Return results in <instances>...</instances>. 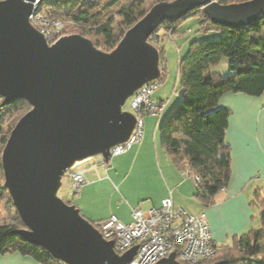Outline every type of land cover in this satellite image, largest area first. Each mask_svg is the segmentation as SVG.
<instances>
[{
    "label": "water",
    "instance_id": "obj_1",
    "mask_svg": "<svg viewBox=\"0 0 264 264\" xmlns=\"http://www.w3.org/2000/svg\"><path fill=\"white\" fill-rule=\"evenodd\" d=\"M201 10L213 24L241 29L264 19V0L220 5L216 0H173L155 4L126 31L110 52L81 35L47 46L31 29L32 4L0 0L1 106L25 101L27 111L11 130L1 153L3 187L24 226L27 243L44 248L63 264H128L137 246L113 251L78 209L57 197L72 165L127 141L135 118L125 101L160 76L159 54L148 38L163 22ZM157 264H179L175 255Z\"/></svg>",
    "mask_w": 264,
    "mask_h": 264
},
{
    "label": "trees",
    "instance_id": "obj_2",
    "mask_svg": "<svg viewBox=\"0 0 264 264\" xmlns=\"http://www.w3.org/2000/svg\"><path fill=\"white\" fill-rule=\"evenodd\" d=\"M216 1L220 5H228L249 0ZM123 2L127 4L118 11L123 28L117 32L112 28V19L105 18H111L107 17L109 12ZM159 2L163 1L158 0L148 10L142 11L141 0H42L41 12L54 19L73 22L78 27V34L93 39L96 48L110 52L126 31ZM190 16L199 19L200 32L219 33L220 39L191 41L186 54L178 60L177 75L182 98L161 122L159 137L161 147L178 171L188 170L199 178L194 200L208 207L213 204L214 196L226 187L230 176V147L224 140L230 110L219 107L218 100L226 93L250 97H260L264 93V38L261 35L264 19L246 28L230 29L213 24L201 10ZM186 19L163 22L153 34L158 30L164 33L171 30L176 34ZM161 38L154 46L159 54V62H164V50L159 45ZM223 58L228 59L230 72L225 77L213 71ZM21 108H25L26 112L30 110V106L22 100L8 106L0 104V143L3 148L19 120L12 116ZM5 117L12 118L6 133L3 131ZM0 179L4 180L1 160ZM2 197L6 198L16 220L24 228L8 192L0 185V199ZM250 206L260 209L258 217L263 231L248 229L232 239L229 246L218 248L211 259L200 264H264V198L256 193ZM251 219L254 220V217ZM16 230L19 229L0 226V256L18 252L40 264H61L44 248L24 241L15 233Z\"/></svg>",
    "mask_w": 264,
    "mask_h": 264
},
{
    "label": "crops",
    "instance_id": "obj_3",
    "mask_svg": "<svg viewBox=\"0 0 264 264\" xmlns=\"http://www.w3.org/2000/svg\"><path fill=\"white\" fill-rule=\"evenodd\" d=\"M191 18L197 17L190 16L184 20V23ZM174 36L178 39L182 38L180 42H183V46L184 42H187V45L189 44L187 39H185V34L179 32V28ZM163 40L164 42L166 41L165 39ZM163 40L160 41L159 45L164 50ZM169 40L171 41L172 39ZM163 63L165 65L164 73L167 75V59L164 58ZM164 99L162 97L156 98V102L166 103ZM217 104L219 107H226L230 110L224 139L225 143L230 147V176L226 187L214 196L212 205L203 207L194 200L195 184L190 179L181 177L180 172L172 164L168 156L172 169L166 163L159 164L157 162L154 165H149V168L140 164L139 177L137 179L142 188H144L143 185L146 181L157 183V186L153 189L147 188L149 190H146V197H148L146 199L149 202L144 203L142 206H146V209L150 207L159 208L168 197L170 191L175 207L184 209L189 215L198 216L203 214L205 216L210 228L211 239L220 248L229 246L232 239L240 236L248 229L258 231L257 228L261 227L258 217L261 211L258 209V214L256 215L257 209L251 207L250 203L256 193L260 195V198H264V93L260 97L226 93L219 98ZM146 147L147 145L143 148L141 147L140 150L136 149L133 154L125 157V161H131L135 156L140 157V152L148 151ZM127 173H124L126 178L130 176L129 169ZM90 174L92 173L86 174L87 183L80 191L87 187L85 190H90L92 197L87 195L84 202L79 204L78 211L90 223L96 224L111 216H115L123 223V218L113 214L111 210L105 211L104 205L99 204L97 201L98 194L102 193V191L109 190L113 196H115V192L107 185L104 178L101 176L100 179L94 176L88 177ZM136 209L141 208L138 207ZM252 217H254V220L251 219ZM0 264L40 263L18 252H9L0 256Z\"/></svg>",
    "mask_w": 264,
    "mask_h": 264
},
{
    "label": "built area",
    "instance_id": "obj_4",
    "mask_svg": "<svg viewBox=\"0 0 264 264\" xmlns=\"http://www.w3.org/2000/svg\"><path fill=\"white\" fill-rule=\"evenodd\" d=\"M25 1L32 4L28 23L31 29L43 37L47 46H52L62 37L72 34L68 32L69 28L78 29L69 20L43 15L42 0ZM166 33L169 39H173L171 30ZM160 37V33H152L147 41L154 45ZM159 71L160 76L165 71L163 62H159ZM158 80L159 78L142 85L123 104L121 111L131 114L135 118V124L126 142L109 149V160L126 153L133 145L142 141L145 114L158 117L162 115L166 103L151 100L152 93L159 86ZM107 165L108 162L102 155H97L72 166L65 176L69 178L74 193H78L87 183V173L93 172L95 177L100 179L98 168L107 170ZM180 174L183 179H190L195 185L200 181L188 170ZM130 215L129 224H123L115 216H111L95 225L102 238L113 243V251L117 256L124 255L134 246L138 247L134 258L128 264H157L171 254L175 255V260L179 264H200L211 259L218 249L211 239L205 216L189 215L184 209L175 208L170 191L159 208L131 209Z\"/></svg>",
    "mask_w": 264,
    "mask_h": 264
},
{
    "label": "rangeland",
    "instance_id": "obj_5",
    "mask_svg": "<svg viewBox=\"0 0 264 264\" xmlns=\"http://www.w3.org/2000/svg\"><path fill=\"white\" fill-rule=\"evenodd\" d=\"M157 1L158 0H141V10H148L149 6L153 3H156ZM162 1L171 2L173 0ZM126 4L127 3L123 2L118 7L113 8L107 16H111V18H105V20L112 19V28L117 32L123 28V20L118 15V11L123 8ZM68 32L72 33L70 35H80L78 34L79 31L75 28H69ZM179 32L185 34V39H187L189 43L191 41H216L220 39L219 33L208 32L204 34L203 32H200L198 28L197 18H191L185 23L183 21L181 23V26L179 27ZM158 33H160L162 40H166L165 42L164 40L162 41V45L164 47L165 59H167L168 71L167 75L164 73V75L160 77L161 83L152 93L151 100L156 101V98L159 97L165 98L164 101H166V108L164 110V113L160 117L145 114L143 116L144 128L142 142L133 145L127 151L128 154L112 157L108 161L107 170L101 167L98 168L99 175L104 178V181H106L107 185L112 188V191L115 192V196L110 194L109 190H105L102 191V193L98 194L97 201L99 204L104 205L105 211L111 210L113 214L123 218V224H129L131 209H136L140 207L142 210H144L147 208L146 206H142L144 203L149 202V200L146 199L148 198L146 197V190L148 191L149 189L147 188L149 187L153 189L155 186H157L156 182L152 183V181H146L143 185L144 188H142L139 180L137 179L139 177L138 171L140 168V164L149 168V165H154L157 162L159 164L166 163L172 169L171 163L167 158V154L161 148L160 145L159 127L163 119L171 112V110L180 102L182 98L181 90L179 88L178 83L177 64L178 60L183 58V56L186 54L188 50V45L187 42H184L183 46V42H180L182 38L178 39L177 37H175L176 35L170 41L168 34L164 33L163 30H158ZM261 35L264 38V30L262 31ZM87 39L90 38L87 37ZM90 41L93 42V39H90ZM149 44L155 47L153 44ZM97 49L102 51L101 48ZM214 71L219 73L223 77H225L226 75L229 76L230 72L228 69V59L223 58L221 62L214 67ZM1 103L2 100L0 99V104ZM25 113L26 109L21 108L15 115L12 116V118L20 119ZM12 118H4V133L8 131L9 123ZM145 145H147V152H140V157L135 156V158L131 159V161H125V157H127V155L133 154L136 149L140 150V148L145 147ZM2 150L3 146L0 143V158ZM128 169L130 170V176L126 178L124 173H127ZM91 173L92 174L88 175V177H95V174L93 172ZM89 180L91 181V179ZM0 185H3V180L1 179ZM85 189H87V187L83 188L79 193H74L71 188L69 178L67 176H64L60 180V187L57 191V197L61 199L65 204L69 206H74L76 209H78L79 204L84 202L87 195L88 197H92L90 190ZM171 198L173 199V197ZM6 201V198L2 197L0 199V226H9L12 228L22 229V225L19 224V222L15 218L14 210H12L11 206L7 204ZM257 211L258 210H256V215L258 214ZM79 214L83 217L80 211ZM257 221L259 222L258 219ZM257 230L263 231L261 227H258Z\"/></svg>",
    "mask_w": 264,
    "mask_h": 264
},
{
    "label": "bare ground",
    "instance_id": "obj_6",
    "mask_svg": "<svg viewBox=\"0 0 264 264\" xmlns=\"http://www.w3.org/2000/svg\"><path fill=\"white\" fill-rule=\"evenodd\" d=\"M90 158H92V157H86V158H84V159H82V160H78V161H76L72 166L76 165L77 163H81V162H83V161H86V160H88V159H90Z\"/></svg>",
    "mask_w": 264,
    "mask_h": 264
}]
</instances>
